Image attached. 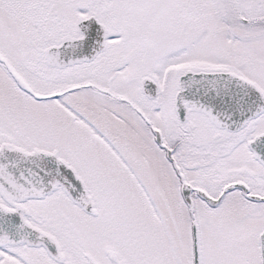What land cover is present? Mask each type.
Segmentation results:
<instances>
[{
	"label": "snow or ice",
	"instance_id": "6c2138e0",
	"mask_svg": "<svg viewBox=\"0 0 264 264\" xmlns=\"http://www.w3.org/2000/svg\"><path fill=\"white\" fill-rule=\"evenodd\" d=\"M0 264H264V0H0Z\"/></svg>",
	"mask_w": 264,
	"mask_h": 264
}]
</instances>
